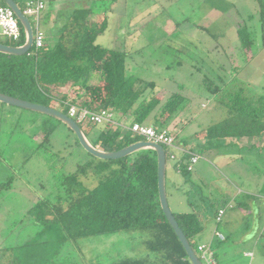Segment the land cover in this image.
Listing matches in <instances>:
<instances>
[{"label":"trees","instance_id":"1","mask_svg":"<svg viewBox=\"0 0 264 264\" xmlns=\"http://www.w3.org/2000/svg\"><path fill=\"white\" fill-rule=\"evenodd\" d=\"M15 2L24 10L22 0ZM116 2L96 0L93 8L76 12L53 40L46 36L45 46L35 54L29 52L24 56H11L0 53V93L51 107L68 116L66 102L91 111L113 109L117 121L122 125L139 123L158 130L167 129L186 111L188 98L173 94L165 102L156 100L153 97L155 83L131 74L126 52L109 50L96 43L97 38L108 30V14ZM256 2L264 28V0ZM0 3L6 5L4 0H0ZM20 27L22 36L19 41L0 38V43L15 47L24 45L26 37L21 24ZM238 35L242 47H254L253 34L246 28L240 29ZM205 83L214 96L222 91L218 101L226 108L227 115L208 129L209 136L215 139L214 146L195 149V153L202 156L215 153L222 147L220 142L227 138L255 141L264 135V96L250 97L244 88L227 91L223 86L215 84V87L208 78ZM70 88L74 96L69 93ZM60 92L66 94L55 96ZM31 121L36 130L33 137L40 132L44 139L31 148L24 163L37 157L45 165L44 179L47 182L43 181L41 186L43 189L48 187V191L30 209V214L33 223L41 227L36 233L38 238L50 231L56 232V238L55 241L42 242L51 248L45 256H40V260H31L34 263L30 264H80L66 252L65 247L69 242L125 231L148 232L151 237L144 244L151 252L159 254L160 259L154 262L127 258L113 264H192L162 210L158 190V156L154 150H141L118 160H100L90 155V160L79 164L74 172L67 173L66 162L52 149L51 144V137L56 131L54 122L62 123L48 116L43 120ZM88 130L87 133L83 129L90 143L105 152H117L143 141L133 138L129 132H123L122 128L114 130L107 125H92ZM12 135L9 134V137ZM76 146L82 148L78 140ZM263 150L264 147L261 152ZM2 153L0 150V155ZM182 159L181 171H177L175 165L174 169L187 184H193L192 172L187 170L189 156ZM14 180L15 177L10 175L7 181H0V197L5 191L13 189ZM199 193L198 200L202 201L204 209L197 211L198 200L193 193L186 192L195 210L191 213H173L197 254L196 238L205 230L211 218L229 202L223 198L225 194L209 198L201 191ZM257 199L264 201V197L247 195L244 200H239L237 206L246 208L249 202L255 203L259 209L260 201ZM259 217L263 216L259 213ZM32 242L26 241L12 248L16 251L13 254L16 262L21 261L22 253L18 254L20 249L31 247ZM212 251L218 264H223V242L218 240L212 246Z\"/></svg>","mask_w":264,"mask_h":264},{"label":"rangeland","instance_id":"2","mask_svg":"<svg viewBox=\"0 0 264 264\" xmlns=\"http://www.w3.org/2000/svg\"><path fill=\"white\" fill-rule=\"evenodd\" d=\"M78 5L74 0L52 1L53 7L62 9L64 25L71 20ZM112 8L108 14L109 29L97 38L96 43L107 49L128 51L129 71L144 81L155 83L153 97L156 100L165 102L173 94L188 98L186 111L165 130H170L177 140H186L190 152L213 147L215 139L209 136L208 129L227 115L226 108L218 101L222 91L214 96L207 83L204 84L206 78L215 87L220 85L227 91L244 88L250 97L264 96V28L256 0H118ZM30 20L35 27L34 19ZM49 21H42L43 30ZM243 28L253 34L255 45L252 49L249 45L242 47L238 31ZM50 38L54 39L53 36ZM72 91L70 88L69 93ZM65 94L60 92L55 96ZM32 119L43 120L45 115L0 105V142H9L5 156L11 161V167L0 161V181H7L10 175L15 177L13 189L0 197V264L34 263L31 260H40V256H45L51 248L42 242L56 238L55 231L38 238L36 233L41 227L33 223L30 214V209L48 191V187L43 189L41 186L43 181L47 182L45 165L37 157L24 163L31 148L44 139L40 132L33 137L36 130ZM54 124L52 149L66 162L67 173L74 172L86 157L91 156L76 146L77 138L67 126ZM107 126L116 130L114 126ZM82 127L88 133L92 125ZM9 134L13 135L9 137ZM239 142L245 149L241 152L239 147L241 153L237 161L223 163L216 152L201 155L202 159L191 174L194 185L183 184L182 187L191 189L196 200L200 198V191L214 198L220 193L232 194L237 188L243 192L237 202L247 195L264 197V150L261 152L264 135L253 141L258 145L253 151L255 157H241L248 155L250 149L246 146L250 140ZM167 174L169 189L172 181H182L172 162H168ZM259 201V210H249L251 217L246 229L241 227L223 245L240 240L247 230L253 231L260 219L261 228L255 240L261 242L252 240L241 244L227 258H222V262L231 257L234 264H254L245 256L246 251L252 250L256 255L255 264H264V201ZM224 227L221 225L220 230L226 233ZM150 237L148 232L125 231L71 241L65 249L80 264H113L127 258L159 261L160 255L144 244ZM26 241H33L32 246L21 248L18 252L22 253L21 261L16 262L13 259L16 251L12 248Z\"/></svg>","mask_w":264,"mask_h":264},{"label":"crops","instance_id":"3","mask_svg":"<svg viewBox=\"0 0 264 264\" xmlns=\"http://www.w3.org/2000/svg\"><path fill=\"white\" fill-rule=\"evenodd\" d=\"M29 1H34V0H22V3L24 5V7H25V4L27 2H29ZM42 1L46 5V8H45V10L43 12L42 21L44 19H50L49 24L46 25V29L43 30V31L45 32L46 36L56 37L59 34V31L61 30V28L64 26L62 9H58L57 7H53L52 6V1L53 0H42ZM74 1L78 2L79 5L74 8L73 16L78 11H87V10L93 8L94 4L96 2V0H74ZM112 11H113V8H112L111 12ZM108 19H109V17H108ZM41 26H42V23H41ZM109 50H114V49H109ZM115 51L126 52L128 54L127 56L130 57L129 52L126 51V50H115ZM129 66H130V64H129V62H127V67L129 68ZM222 116H223V113H222ZM116 121H117V119H116ZM147 123H150V121H148ZM91 137H92V139H94V136H91ZM230 140H232V141L230 142ZM178 141H179V143L181 145H183L186 148V145H187V141L186 140L182 139L181 141L180 140H178ZM239 141H243V140H240V139H227V142L224 141V140H222L220 142L222 147H220L216 151V153H217L216 155L218 157H220V159H221V161L223 163H227V162L230 163V162H234V161L238 160V158L240 157L239 156L240 153L245 149V148H243L244 146L243 147H242V145L239 146V143H240ZM245 141L248 142V140H245ZM250 142H249V145L246 146V148L250 149L249 152H248V155H241V157H243V156L246 157L247 156V158H249V157H255L256 156V155H254L255 153L253 152V151H256V150H253V149L258 147V145H256V143L253 142V141L251 143ZM0 144H2V143L0 142ZM8 144H9V142H5V143L2 144V146L0 145V150L3 151V153L0 155V157H1V161H3L5 164H7L9 167H11L9 165V163L11 161L7 158V156H5V155H7L5 149H6ZM252 146H254V147H252ZM239 147L241 149V152L239 150ZM263 147H264V144L262 145L261 148H263ZM251 159H253V158H251ZM88 160H90V158L86 157L84 159L83 163L88 161ZM167 173H168V165H167ZM178 175L181 177L182 181L180 183H175V181L174 182L172 181L170 189L167 186V179H166L167 196H168V201H169L171 210L173 211V213H191L195 209H194L193 206L190 205L189 197L186 195V192H190V194H192L194 192H192L191 189H185L184 187H182L183 184L186 185L187 183L185 182V179L183 178V176L180 173H178ZM167 177H168V174H167ZM235 190L236 191H234L232 194L227 195V193H229V192H227L224 195L225 197L223 196V198H226L227 200H229L227 206L225 207L227 210H226L225 216L223 218V221L221 223H217L216 222V218H217V214L218 213L216 214V216L214 218H211V221L206 225L205 230L196 238L198 246L205 245V246L210 247L211 250H212V246L218 240L223 242V243L228 242L229 240H231L232 236L235 235L238 232V230L241 227L244 230L246 229L247 222H248V220H250V217H251L250 213H249V210H251L253 208L256 211L257 210V206H256L255 203H249L248 202V205H247L246 208L244 206L242 208L240 206L238 207L237 206V204H238L237 198H239L240 197V193H243V192L239 188H237ZM222 194L223 193H220V195H222ZM201 203H202V201H197L196 202V210L197 211H199L201 209H204V208H202ZM229 205H231L232 207L229 208ZM225 208H223V209H225ZM229 212H231V213L227 217ZM260 223H261V219L259 220V223L256 224V226L253 229V231H248V230L245 231L242 234L240 240H236V241L234 240L228 246H224L225 254L223 256H225L227 258L228 255L230 254V252H232L236 248L240 247V245L243 244V243H247V242L252 241V240L256 241V243L257 242L260 243L261 240H259V239L255 240L257 238V236H258V231L261 228ZM221 225L225 226L224 230L226 231V233H224V232H222L220 230ZM217 232L220 233L221 235H223L224 238L220 239L216 235ZM259 235H261V234L259 233ZM248 254H252L253 256L250 257V256H248ZM197 255L199 256V254H197ZM245 256L250 258L255 264L256 255H255L254 251H252V250L246 251L245 252ZM217 264H218V262H217ZM223 264H234V258L230 257L228 259H225Z\"/></svg>","mask_w":264,"mask_h":264},{"label":"built area","instance_id":"4","mask_svg":"<svg viewBox=\"0 0 264 264\" xmlns=\"http://www.w3.org/2000/svg\"><path fill=\"white\" fill-rule=\"evenodd\" d=\"M46 8L45 3L42 0L29 1L25 4L23 13L25 16L32 18L35 22L34 30V44L32 54L37 53L45 46L46 34L42 29V17ZM31 21V20H30ZM32 23V22H31ZM21 27L20 23L12 9L6 5L0 3V38L12 41H19L21 39ZM69 107V116L73 118L79 125H111L116 129L122 128L123 132L131 133L133 138H141L143 141L153 142L163 146L167 153V161L172 162L173 166H176L177 171L182 169V157L188 155L189 162L187 164V170L194 171L195 165L202 159L201 155L190 152L187 148L183 147L176 136L170 130H158L147 124L135 123L133 125H122L116 121L115 113L113 109H102L99 111H91L88 108L80 107L76 104L66 102ZM167 149L169 150L167 152ZM232 206L229 205V208ZM225 209H220L217 214L216 222L221 223L226 213ZM216 235L223 239V235L216 233ZM199 258L203 264H217L214 258L213 252L210 247L205 245L198 246ZM248 256H253L248 254ZM251 264V263H249Z\"/></svg>","mask_w":264,"mask_h":264},{"label":"water","instance_id":"5","mask_svg":"<svg viewBox=\"0 0 264 264\" xmlns=\"http://www.w3.org/2000/svg\"><path fill=\"white\" fill-rule=\"evenodd\" d=\"M7 7L12 9L21 24L23 31L25 33L26 41L24 45L20 47L8 46L0 43V53L11 55V56H24L27 55L33 47L34 44V30L31 21L27 16L24 15L21 7L15 2V0H4ZM0 103L13 106L16 108L24 109L27 111L43 114L45 116L54 118L60 121L62 124L67 126L71 132L75 135L79 141L81 147L91 156L100 160H118L126 158L139 152L141 150H154L158 156V190L159 198L162 210L174 229L176 235L181 241L183 247L186 250L189 260L192 264H203L197 253L191 247L187 237L185 236L183 230L180 228L173 211L171 210L167 189H166V179H167V153L163 146L153 142L139 141L132 145H129L117 152H105L93 146L88 138L86 137L81 126L70 116L53 109L48 106L24 101L21 99L13 98L7 95L0 93Z\"/></svg>","mask_w":264,"mask_h":264}]
</instances>
